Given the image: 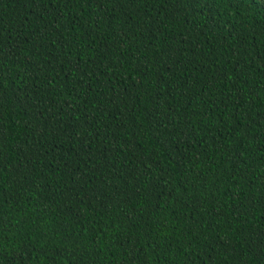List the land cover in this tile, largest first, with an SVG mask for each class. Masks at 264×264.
Instances as JSON below:
<instances>
[{
	"label": "trees",
	"instance_id": "16d2710c",
	"mask_svg": "<svg viewBox=\"0 0 264 264\" xmlns=\"http://www.w3.org/2000/svg\"><path fill=\"white\" fill-rule=\"evenodd\" d=\"M0 264H264V0H0Z\"/></svg>",
	"mask_w": 264,
	"mask_h": 264
}]
</instances>
